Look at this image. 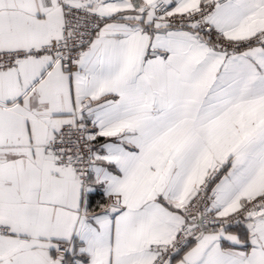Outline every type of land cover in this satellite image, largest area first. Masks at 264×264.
I'll return each mask as SVG.
<instances>
[{"label": "snow or ice", "instance_id": "obj_1", "mask_svg": "<svg viewBox=\"0 0 264 264\" xmlns=\"http://www.w3.org/2000/svg\"><path fill=\"white\" fill-rule=\"evenodd\" d=\"M0 264H264V0H0Z\"/></svg>", "mask_w": 264, "mask_h": 264}]
</instances>
